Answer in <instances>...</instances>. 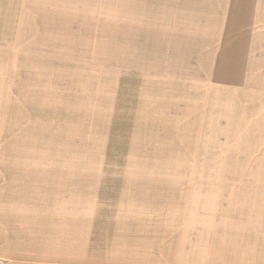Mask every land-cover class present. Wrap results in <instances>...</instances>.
<instances>
[{
    "label": "rangeland",
    "instance_id": "1",
    "mask_svg": "<svg viewBox=\"0 0 264 264\" xmlns=\"http://www.w3.org/2000/svg\"><path fill=\"white\" fill-rule=\"evenodd\" d=\"M0 264H264V0H0Z\"/></svg>",
    "mask_w": 264,
    "mask_h": 264
}]
</instances>
